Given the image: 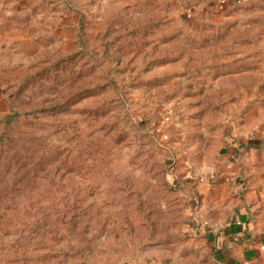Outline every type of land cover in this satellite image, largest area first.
I'll return each mask as SVG.
<instances>
[{
  "label": "rangeland",
  "instance_id": "rangeland-1",
  "mask_svg": "<svg viewBox=\"0 0 264 264\" xmlns=\"http://www.w3.org/2000/svg\"><path fill=\"white\" fill-rule=\"evenodd\" d=\"M263 142L264 0H0V264H225Z\"/></svg>",
  "mask_w": 264,
  "mask_h": 264
},
{
  "label": "crops",
  "instance_id": "crops-1",
  "mask_svg": "<svg viewBox=\"0 0 264 264\" xmlns=\"http://www.w3.org/2000/svg\"><path fill=\"white\" fill-rule=\"evenodd\" d=\"M227 159L229 164L236 165L237 171L224 174L235 176L241 172L249 187L247 201L225 224L216 225L225 264H264V142L245 146L239 156L233 150Z\"/></svg>",
  "mask_w": 264,
  "mask_h": 264
}]
</instances>
